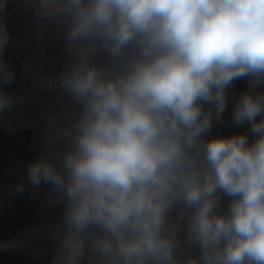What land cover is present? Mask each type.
Here are the masks:
<instances>
[{
	"label": "clouds",
	"instance_id": "obj_1",
	"mask_svg": "<svg viewBox=\"0 0 264 264\" xmlns=\"http://www.w3.org/2000/svg\"><path fill=\"white\" fill-rule=\"evenodd\" d=\"M35 14L62 34L59 89L76 105L48 126L61 147L25 171L64 198L50 264H264V0H37ZM9 40L0 18L4 86ZM244 77L232 119L256 139L205 140ZM13 104L0 91V114Z\"/></svg>",
	"mask_w": 264,
	"mask_h": 264
},
{
	"label": "rangeland",
	"instance_id": "obj_2",
	"mask_svg": "<svg viewBox=\"0 0 264 264\" xmlns=\"http://www.w3.org/2000/svg\"><path fill=\"white\" fill-rule=\"evenodd\" d=\"M37 0H8L6 10L0 13L9 29L10 40L7 45L3 59L14 69L15 79L7 86L0 85L3 91L13 97V110L0 114V120L12 123L13 126L19 122L18 111L22 110L26 100L42 101L39 108L49 112L44 137H36L38 143H46L55 148L61 145L55 141L46 139L48 126L53 119L66 116L76 105L66 96H62L59 89V74L63 67L70 63L69 56L63 51L62 34L57 29L54 21L46 20L35 14ZM107 62V56L104 57ZM249 89L247 77L235 80L227 90V106L219 122L214 118L212 128L204 133L205 140L213 137H227L239 133H247L249 141L256 137L250 131V124H235L232 119L233 107L241 94ZM257 92L264 91V86L256 89ZM207 109L210 105H204ZM261 117H257L259 120ZM14 128V127H12ZM9 135V134H8ZM37 144V142H36ZM231 197L221 195L218 211L225 213ZM177 211H180L179 209ZM176 213H173L175 217ZM56 224H63L62 218L56 220ZM52 232L35 231L28 235H18L11 243H17L15 247L3 249L7 264H15V259L20 261L23 257H33V264H50L53 252V241L50 239ZM185 232L179 233V239L183 241ZM32 241V242H30ZM46 249L47 255L42 256L41 250ZM190 253L197 255V250L184 245L181 255ZM47 258H50L47 260ZM49 262V263H47Z\"/></svg>",
	"mask_w": 264,
	"mask_h": 264
},
{
	"label": "crops",
	"instance_id": "obj_3",
	"mask_svg": "<svg viewBox=\"0 0 264 264\" xmlns=\"http://www.w3.org/2000/svg\"><path fill=\"white\" fill-rule=\"evenodd\" d=\"M41 102L34 98L24 101L22 110L17 112L19 122L14 126L0 120V264H7L3 249L17 245L16 242L9 244L6 238L12 240L18 235L44 230L54 233L63 226L56 224V220L63 217V196L43 185L32 188L25 175L27 165L42 151L52 148L35 141L36 137H44L49 116L48 111L37 106ZM9 124L11 131L7 130ZM21 182L25 190L17 193ZM33 263V257L15 259V264Z\"/></svg>",
	"mask_w": 264,
	"mask_h": 264
}]
</instances>
